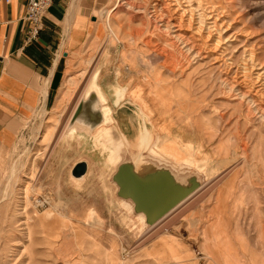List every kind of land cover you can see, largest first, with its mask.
<instances>
[{
  "label": "rangeland",
  "instance_id": "374dc122",
  "mask_svg": "<svg viewBox=\"0 0 264 264\" xmlns=\"http://www.w3.org/2000/svg\"><path fill=\"white\" fill-rule=\"evenodd\" d=\"M172 1L121 0L110 23L107 13L117 0L92 1L87 8L88 24L95 28L69 53L58 93L48 106L42 102L31 112L13 143L0 146V264H264V121L257 111L250 114L256 109L252 101L228 95L221 64L193 60L183 74H173L156 54L161 47L174 53L175 30L166 28ZM174 1L187 7L190 0ZM192 1L199 11L211 9L231 25L229 33L236 37L228 53L234 65L251 50L264 67V0ZM89 86L107 92L118 131L137 136L143 105L153 142L157 136L173 137L196 161L204 160V171L215 168L220 181L210 179L149 232L133 209L119 204L123 199L112 181L116 167L130 161L136 149L122 154L110 171L90 142L61 137ZM118 86L129 89L116 108L109 89ZM100 139L107 146L108 133L102 131ZM159 154L170 160L159 162L146 151L143 160L176 178L206 182L203 170L175 167L173 161L184 159L169 151ZM78 162L88 169L76 184L70 172Z\"/></svg>",
  "mask_w": 264,
  "mask_h": 264
},
{
  "label": "bare ground",
  "instance_id": "6f19581e",
  "mask_svg": "<svg viewBox=\"0 0 264 264\" xmlns=\"http://www.w3.org/2000/svg\"><path fill=\"white\" fill-rule=\"evenodd\" d=\"M160 1L162 2V0ZM192 2H193L192 0L188 1L189 5L187 7H183L179 3V1L173 0L170 3L169 5L170 19L166 24V28L169 31L171 29L175 30V32H173L174 33L173 40L171 43V47H173L174 53H169L167 50L162 49L161 47V49L158 48L156 54L166 60V63L168 65L167 67L173 74L177 72L183 74L186 71L187 67L190 66V63H192L193 60L202 61V60L212 59L211 62H213V64H221L220 80L224 85V88L226 89L228 95L231 97H235V96L241 97L243 101H247V100L252 101L253 102L252 106L255 105L256 109L253 110L252 107L251 108L252 110L249 111L250 114L251 113L253 114V112L257 111L261 115V119L264 121V67L258 64L256 60V56L251 50H245L244 58L242 62L241 63L239 62L237 65H234L233 59L229 56L228 53V49L230 48V43H232L234 41V38L236 37L233 34L229 33L231 29V25L228 22H226L224 18H222L223 16L221 17V15H218L215 11L211 9L204 10L203 12L199 11L197 8L194 7L193 4H191ZM125 4L130 8H135L134 5L130 4L129 2H125ZM120 6H121V0L119 1L117 0L113 9L108 11L107 13L108 23H110L109 20L111 14ZM145 9L146 7H144L143 10L142 8L137 10L139 12V10L145 11ZM148 10L149 9H146L145 12H149ZM112 34H114V37L116 39L117 38L116 34L115 33ZM150 43L151 41H148V44ZM180 43L183 46L182 49L183 51L179 49ZM97 70L98 68L94 70L95 76L99 75ZM233 71H235L234 72L235 77L232 76V78H230L231 77L230 75L232 74ZM128 89L126 87H121V86L112 87V89H109L112 91L114 97L112 101L113 107L117 108L119 105L121 106L122 101L126 97L125 96L126 90ZM254 95L260 99V102L256 103L253 97ZM107 96H108L107 92L102 87L97 88V87L89 86L87 89H84L64 127V130L65 129L66 130L65 131L63 130L61 137H63L65 140L66 139L71 140L77 137L78 139H80V141L82 140L87 143L90 142L93 149L98 150L100 155L103 157L104 168H107L110 171H113L115 166L121 161L122 154L127 153L130 149H136L137 151L135 154H130L131 162L137 173H141L142 171L144 172L147 170V168L145 167L146 163L143 160L144 158L142 155L144 151H146L148 155L156 156L160 158L159 162L161 161L168 162V160H170L159 154L161 151H169L173 155L177 156L178 158L184 159L185 161L180 163H175L173 161L174 163L173 165L175 167L178 166V168H180L182 165H186L187 167H193L198 171L203 170L202 168L206 164L204 163V160L196 161L192 157L194 155L192 151H190L189 149H185L186 147L184 148V147L176 146L175 143L177 142V140H175L173 137L168 135L169 134L167 131L168 129L165 130L167 131L166 133H168L167 134L168 136L165 137L157 136L155 142H153L151 131L147 126V121H145V117L147 115L144 114L145 109L143 105H140L141 107L137 105L139 108L138 118L142 121L141 126L138 125L139 133L137 134V136L135 138H130V136H128L127 133L118 131V129L115 127L116 120L113 116L115 112L112 110L110 105H108ZM83 102H85V114L81 113L80 117L74 119L73 116L78 105ZM97 110L100 113L99 120L95 119L93 114H90V112L95 113ZM83 116H85V118ZM102 131L108 133L107 146H105V144L100 139V134ZM73 147H75V144L73 145ZM67 164L68 163H66V165ZM221 165L223 164L222 163L217 164V166H221ZM215 171L217 170L213 167H208L207 170L205 171L203 170L204 174L207 175L206 182L202 186H200L189 198H187L184 202L176 206L162 219H160L152 226H149V232L151 229L154 230L153 228L157 227V225L161 221H163L167 217L169 218V216L171 215H174V213L178 209L188 204L186 202L189 201L191 198L193 199L194 196L198 195V193H200L205 188V185L206 186L208 185L207 183L210 179H212L213 181L217 180V178H219V174H216ZM104 173L107 172H103V174ZM221 178L222 176L219 178V181ZM72 180L76 184L81 182L80 179L72 178ZM216 183L217 182H215L214 185ZM104 186H105V182H104ZM212 186L208 188H211ZM117 189L118 188L116 186L114 190ZM118 202L119 204L120 203L124 204L129 211L133 209V204L129 201L127 202L124 200H118ZM135 219H139L142 222V225L145 224V217L143 214L141 213L136 214Z\"/></svg>",
  "mask_w": 264,
  "mask_h": 264
},
{
  "label": "crops",
  "instance_id": "0c3cea01",
  "mask_svg": "<svg viewBox=\"0 0 264 264\" xmlns=\"http://www.w3.org/2000/svg\"><path fill=\"white\" fill-rule=\"evenodd\" d=\"M28 0H0V146L14 142L23 123L58 93L69 53L80 49L91 27L92 1L53 0L38 39L25 43Z\"/></svg>",
  "mask_w": 264,
  "mask_h": 264
},
{
  "label": "water",
  "instance_id": "95a60500",
  "mask_svg": "<svg viewBox=\"0 0 264 264\" xmlns=\"http://www.w3.org/2000/svg\"><path fill=\"white\" fill-rule=\"evenodd\" d=\"M81 113L85 114V102L78 105L73 118L80 117ZM90 114L99 120L98 110ZM145 163L147 170L141 173L135 171L131 160L120 163L112 181L118 188L117 196L130 201L134 212L143 214L145 224L152 226L189 198L201 185L195 176L176 178L168 169ZM87 169V163L78 162L72 167L70 174L72 178L81 179Z\"/></svg>",
  "mask_w": 264,
  "mask_h": 264
},
{
  "label": "built area",
  "instance_id": "2783aa9c",
  "mask_svg": "<svg viewBox=\"0 0 264 264\" xmlns=\"http://www.w3.org/2000/svg\"><path fill=\"white\" fill-rule=\"evenodd\" d=\"M6 2L8 0H5ZM53 0H28L25 7L23 21L26 24L25 43L29 44L38 39L42 30V22Z\"/></svg>",
  "mask_w": 264,
  "mask_h": 264
}]
</instances>
